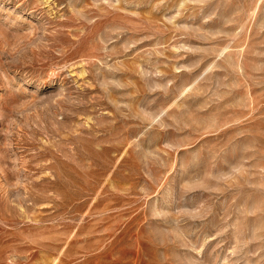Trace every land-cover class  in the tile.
Returning <instances> with one entry per match:
<instances>
[{
    "label": "rangeland",
    "instance_id": "obj_1",
    "mask_svg": "<svg viewBox=\"0 0 264 264\" xmlns=\"http://www.w3.org/2000/svg\"><path fill=\"white\" fill-rule=\"evenodd\" d=\"M0 264H264V0H0Z\"/></svg>",
    "mask_w": 264,
    "mask_h": 264
}]
</instances>
